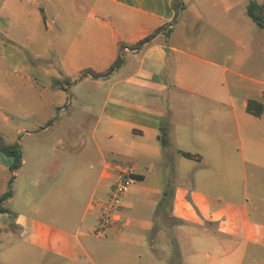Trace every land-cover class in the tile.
<instances>
[{"label": "crops", "instance_id": "0c3cea01", "mask_svg": "<svg viewBox=\"0 0 264 264\" xmlns=\"http://www.w3.org/2000/svg\"><path fill=\"white\" fill-rule=\"evenodd\" d=\"M182 1L173 20L172 0H0V18H33L31 51L45 57L44 67L57 70L48 92L61 93L52 103L58 116L66 110V119H73L82 105L78 120L86 122L83 130L81 123L68 127L59 139L60 150L51 147L39 155L40 147L21 150V165L11 172L16 179L34 161V170L22 178L26 187L38 178H59L60 201L75 200L81 211L72 216L57 209L49 189L43 202L32 206L27 198L23 207L12 210L13 194L4 205L14 212V225L7 212H0V235L10 237L12 228L32 249L76 262L88 259L86 244L183 241L188 259L194 233L199 240L218 243L221 238L210 237L211 232L219 235L224 225L238 226L225 217L230 206L239 212L238 264L247 247L264 248V212L251 217L247 209L250 203L257 209L255 202L264 197L244 188L248 165L264 168V79L243 74L239 49L230 51L225 43L239 46L246 39L245 17L254 23L246 14L248 0ZM257 1L264 7V0ZM258 29L264 47V29ZM117 56L118 66L91 76L89 71L109 69ZM244 77L251 84L242 85ZM70 91L74 105L66 98ZM249 99L262 103L259 115L246 110ZM62 103L68 107H58ZM11 162L0 152V179ZM117 165L131 167L136 175L122 196L121 213L128 222L96 237L93 201L107 194ZM228 168L240 170L244 181L233 203L225 197L227 190L221 194L226 183L222 170ZM208 171L219 179L210 181ZM178 221L185 227L174 225Z\"/></svg>", "mask_w": 264, "mask_h": 264}, {"label": "rangeland", "instance_id": "374dc122", "mask_svg": "<svg viewBox=\"0 0 264 264\" xmlns=\"http://www.w3.org/2000/svg\"><path fill=\"white\" fill-rule=\"evenodd\" d=\"M26 19L22 17L18 21L13 19L8 21L7 18H0V145L14 144L20 152L23 149L30 151L35 147H40L36 149L39 155L40 153L45 154L51 147L60 150L62 143L59 139L69 126L81 123L83 125L81 129H84L86 122L78 119L84 114L85 108L82 105L79 106L74 111L73 119H66V112H68L66 110H62L61 115L58 116L59 108H55L52 103L55 98H58L57 96H61V93L50 95L48 92V88L56 83L54 77L58 75L57 70L54 67H44L45 57L35 55L31 51L30 45L35 43L31 40L34 36L31 31L34 22L31 17ZM248 26H252V29H248ZM244 28L246 39L239 46L230 40L225 43L230 51L236 47L239 49V69L243 74L264 79V47L257 34V32H261V29H258V26L256 27L246 17ZM37 43L41 47L42 42L38 41ZM54 63L56 64V62ZM246 84L251 83L244 77L242 85ZM84 90L88 91V88H84ZM66 96L67 100H71L74 105L75 94L70 91ZM60 106L68 107L67 103H62L58 107ZM71 112L73 111L69 110V113ZM46 125L50 126L49 131L41 133V129ZM27 132L31 135H25ZM262 161L264 162L263 159ZM29 165L16 179L10 169L6 170L5 177L0 179V197L3 192L8 190L10 195L15 194L12 200V210L23 207L27 198L29 199L28 203L32 206L39 204L40 201L43 202L44 196L47 195V189H49L55 195L52 199L57 209L63 212L69 210L72 216L81 211L83 206L75 200L71 203L66 199L60 201L59 190L63 188L59 178L53 181L48 178H38L36 185L31 184L27 188L26 182H23L22 178L26 179V174L34 170L35 162L30 161ZM248 166L250 168H247L244 187L247 194L258 193L264 197L263 164ZM222 171L221 179L226 183L222 185L221 194L224 195V191L227 190L225 197L229 199L228 203H233L236 201L237 189L244 182L241 178V171L230 168ZM208 172L210 181L215 182L219 179L218 175ZM250 173H253L254 176ZM251 200L248 196V201ZM4 203L8 205L6 201L2 202V204ZM49 203L52 202H45V204ZM255 203L258 205L257 209L254 210L251 203L247 205V209L251 217L259 218V212H264V201ZM227 209L228 214L225 217L228 222L230 218H233L238 226L232 230L228 224L224 225L219 230V235L211 232L210 237L217 238L219 236L221 238L218 243L199 240L198 234L194 233V244H191L193 250L190 249L191 255L188 259L189 253H186L184 249L185 242L160 244L156 240L153 244H86L89 252L88 259L76 262L75 260L56 258L32 249L21 241L20 232L11 228L13 233L10 237L0 235V264L2 261L5 264H238L241 254L239 252V212L237 214V209L230 206ZM11 212L14 214L13 211ZM10 221L13 222V219ZM215 223L212 221L213 228H215ZM174 225H180L181 229L185 227L182 221H178ZM195 229L198 230V227L195 226ZM231 236H236L237 241L232 240ZM104 240L98 238L99 242H104ZM242 264H264V248L247 247Z\"/></svg>", "mask_w": 264, "mask_h": 264}, {"label": "built area", "instance_id": "2783aa9c", "mask_svg": "<svg viewBox=\"0 0 264 264\" xmlns=\"http://www.w3.org/2000/svg\"><path fill=\"white\" fill-rule=\"evenodd\" d=\"M135 179L136 175L131 167L116 166L107 194L93 201L98 207L96 223L92 229L93 236H107L112 229H119L127 224V219L121 213L122 196L129 190Z\"/></svg>", "mask_w": 264, "mask_h": 264}, {"label": "trees", "instance_id": "16d2710c", "mask_svg": "<svg viewBox=\"0 0 264 264\" xmlns=\"http://www.w3.org/2000/svg\"><path fill=\"white\" fill-rule=\"evenodd\" d=\"M172 8L174 10V18L173 20L177 17V14L180 9L184 7V3L182 0H172L171 2ZM246 14L251 18V20L260 28L264 29V7L263 4L259 3L257 0H248V3L246 5ZM150 37H147L143 40H140L137 42L135 45L140 46L142 45L145 41L149 40ZM121 62V57L117 56L115 59L114 63L112 66L107 69L104 72H94V71H89L91 76L97 77L101 76L104 73H107L108 71L112 70L114 67L118 66ZM246 110L254 115H259L262 111V103L254 100V99H249L247 102ZM165 136L166 133L164 131L161 132L160 134V139L161 143L165 142ZM0 152L11 156L12 157V162L9 166V169L11 171L17 170L22 162L21 158V152L19 148L12 144L9 146L5 145H0ZM184 154H188L184 152ZM10 196V191L3 192V194L0 197V212H7L9 214V217L12 219L13 218V213L4 205L2 204L3 201H5L8 197ZM10 226L12 227L14 224L12 221L9 222Z\"/></svg>", "mask_w": 264, "mask_h": 264}]
</instances>
